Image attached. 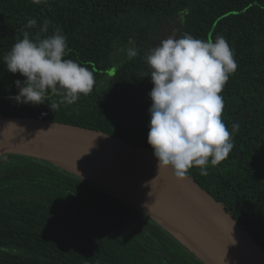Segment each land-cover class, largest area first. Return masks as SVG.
Returning <instances> with one entry per match:
<instances>
[{
	"label": "trees",
	"instance_id": "trees-1",
	"mask_svg": "<svg viewBox=\"0 0 264 264\" xmlns=\"http://www.w3.org/2000/svg\"><path fill=\"white\" fill-rule=\"evenodd\" d=\"M188 9L183 24L178 13ZM29 18L37 28L26 29ZM62 29L66 59L87 67L97 85L76 103L55 112L45 104H18L19 73L6 70L4 55L23 38ZM194 38H226L237 70L220 95L222 120L233 124L234 147L208 175L189 170L199 186L264 250V0H0V114L101 131L145 147L153 84L144 60L172 32ZM131 37L139 49L117 56ZM44 114V115H42ZM0 264H210L147 211L91 181L34 156L0 154Z\"/></svg>",
	"mask_w": 264,
	"mask_h": 264
},
{
	"label": "clouds",
	"instance_id": "clouds-1",
	"mask_svg": "<svg viewBox=\"0 0 264 264\" xmlns=\"http://www.w3.org/2000/svg\"><path fill=\"white\" fill-rule=\"evenodd\" d=\"M33 4L47 0H31ZM188 9L178 13L184 23ZM45 20L35 37L23 31V38L15 42L4 57L6 70L19 73L24 80H16L18 104L39 106L50 96H59V103H47L54 112L61 104L71 105L81 95L88 96L97 85L94 73L87 67L66 59L67 37L57 28L51 35ZM37 20L29 18L25 28H37ZM124 48L117 46V56L128 60L138 56L139 49L129 37ZM234 50L226 38L217 35L215 41L194 38L184 33L177 38L174 30L159 46L148 49L144 60L151 69L153 87L147 143L153 149L158 169H170L179 181L197 167L200 175H208L209 164L218 166L226 160L234 147L233 133L222 120L224 108L220 93L237 70ZM44 115V114H42Z\"/></svg>",
	"mask_w": 264,
	"mask_h": 264
},
{
	"label": "water",
	"instance_id": "water-1",
	"mask_svg": "<svg viewBox=\"0 0 264 264\" xmlns=\"http://www.w3.org/2000/svg\"><path fill=\"white\" fill-rule=\"evenodd\" d=\"M5 152L47 160L104 189L95 181L63 167L57 157L84 168L112 172L153 188L186 211L214 241V258L228 264H264L261 246L209 192L189 176L179 181L170 169H158L153 152L145 147L101 131L0 114V154ZM135 206L154 216L149 209ZM201 251L212 264L205 251Z\"/></svg>",
	"mask_w": 264,
	"mask_h": 264
},
{
	"label": "bare ground",
	"instance_id": "bare-ground-1",
	"mask_svg": "<svg viewBox=\"0 0 264 264\" xmlns=\"http://www.w3.org/2000/svg\"><path fill=\"white\" fill-rule=\"evenodd\" d=\"M56 159L65 168L87 177L107 190L116 194L124 200L147 208L154 213V216L161 220L169 229L175 231L179 235L189 238L195 244L200 245L205 250L213 254L214 241L200 228L195 220L174 204L165 198L153 188L145 186L141 183L132 181L123 176L112 172H106L97 168H84L80 165L73 164L62 157ZM216 264H228L225 261L215 257Z\"/></svg>",
	"mask_w": 264,
	"mask_h": 264
},
{
	"label": "rangeland",
	"instance_id": "rangeland-1",
	"mask_svg": "<svg viewBox=\"0 0 264 264\" xmlns=\"http://www.w3.org/2000/svg\"><path fill=\"white\" fill-rule=\"evenodd\" d=\"M176 31V30H175ZM176 33L178 34V31H176ZM176 233V232H175ZM182 240H183V242L188 246V247H190V248H197V246L199 247V249L201 248V249H203L202 247H200V245H197V244H195L192 240H190L189 238H186V237H183V236H181V235H179L178 233H176ZM200 249V250H201ZM204 251H205V253H206V255L210 258V260H211V262H212V264H216V262H215V258H214V256L212 255V253L210 252V251H208V250H205V249H203Z\"/></svg>",
	"mask_w": 264,
	"mask_h": 264
}]
</instances>
